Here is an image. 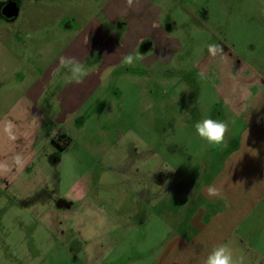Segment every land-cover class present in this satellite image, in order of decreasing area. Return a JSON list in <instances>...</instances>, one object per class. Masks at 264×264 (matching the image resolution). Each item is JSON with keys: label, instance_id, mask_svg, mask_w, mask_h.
<instances>
[{"label": "rangeland", "instance_id": "obj_1", "mask_svg": "<svg viewBox=\"0 0 264 264\" xmlns=\"http://www.w3.org/2000/svg\"><path fill=\"white\" fill-rule=\"evenodd\" d=\"M9 1L19 14L0 16V138L7 139L0 146L14 154L16 182L14 195L0 187V229L8 231L0 236V264H202L219 244L244 264H264V176L251 192L245 178L252 174L238 175L241 207L218 228L212 220L188 228V215L183 223L176 212L184 204L178 191L196 174L211 178L226 159L241 164L229 158L233 142L220 154L194 124L218 119L225 92L264 78V0H145L159 26L174 24L169 42L159 38L163 48L143 63L83 62L89 74L79 84L66 82L60 66L71 28L95 18L116 37L136 24L126 16L136 0H0V11ZM102 7L117 15L101 16ZM212 44L222 52H210ZM106 69L104 80L92 82L90 73L102 77ZM68 90L76 94L60 106ZM27 102L47 114L39 130L17 120ZM67 113L69 141L57 134ZM233 129L237 135L242 126ZM31 141V167L18 173ZM198 150L200 158H189ZM247 196L255 202L243 205ZM199 225L213 238L194 240Z\"/></svg>", "mask_w": 264, "mask_h": 264}, {"label": "crops", "instance_id": "obj_2", "mask_svg": "<svg viewBox=\"0 0 264 264\" xmlns=\"http://www.w3.org/2000/svg\"><path fill=\"white\" fill-rule=\"evenodd\" d=\"M150 6L151 5L146 3L145 0H136L134 11L128 7L126 9V16L129 18L128 23L135 20L136 24L134 23V27L131 28L130 26L123 27L119 30L120 32L116 37L111 36V34L108 33L109 30L105 28V25L96 21L95 18H92L91 21L81 26L72 27L71 29L74 34L67 43L66 50L61 54L62 57L65 54L67 57H74L81 63L93 60L97 61V63L108 65L117 63L118 60H122L126 55L131 54L133 56H142L143 59H140V62L143 63L146 61L145 58L153 56L154 53L156 54L160 46V42H158L159 38L163 39L165 42H169V29L173 30L175 27L171 22L169 25L170 20H167V24L165 25L167 31L163 25L159 26V16L157 15L156 19L153 18V10ZM99 13L101 16H109V18L110 15H117L115 8L109 10L107 7H102ZM161 13L160 11L159 14ZM137 23L142 24V28L145 32L139 30ZM133 30L135 33L132 34ZM161 48H163V45L160 46V49ZM68 49L70 50L67 51ZM103 72L104 71H97L90 73L91 76H93L92 82L95 81V83H97ZM260 78V81L257 83H249L248 85L240 84L242 87L241 89L224 93L226 103L223 108L219 109L218 115L216 116L215 114V117H217L218 120L226 118L225 122L229 124V131L226 134L224 144L218 148V152L221 154L223 150L226 149L227 144L233 142L236 151H232L234 154L229 158H238L241 164L232 162L233 164L227 165L226 161L228 159L220 163L225 158L221 155L214 159L212 163H205V169L208 171H210L213 166L216 167L220 163L217 170L212 169L211 178L204 179L196 174L194 179L190 181L184 189L180 192L178 191V198L184 200L183 207L178 208L176 211L178 212V220H182L184 223V218L188 215V228L193 226L196 222L198 223L199 220L206 222L212 220L213 224L218 228V223L223 218H232L233 211L235 212L238 207H241L238 196V185L234 190V185L240 178L238 175L252 174V176L245 178V190L247 191L253 192V189L262 185V183L257 180L259 177L264 176V78L261 76ZM237 90L241 91L238 92ZM73 91L74 90H68L67 93L69 94L61 98L59 103H57L62 106L63 102L72 98V94H76ZM25 106L26 107L17 109L19 111L16 115L18 118L17 120L27 121L31 126H37V130H39L48 118L47 114L41 113V111L34 108L31 104H28V102ZM49 116L51 115L49 114ZM71 116L69 113L66 114L67 122L64 126L61 125V133L68 135L67 130L69 127V120L72 119ZM229 116H231V118H228ZM54 117L55 120H59L62 124L63 119L60 118L58 113ZM11 120L12 118L10 119V116H8V125ZM240 124L242 126L241 131H238L237 135H233L236 132L233 126H239ZM38 132L34 131L33 134L35 137L39 135ZM1 137L0 145H3V143L7 142V139H5L4 136ZM32 144L33 141H31V146L29 145V150L22 153L23 158L29 159V161H26L25 166L19 169L18 173L25 172L31 167ZM4 147L6 146H0V174L13 172L14 175L15 167L14 163L12 164V161H15L14 154L5 153L3 151ZM224 153L226 152H223V154ZM203 154L204 152H199L198 150V153L189 154V158H191L192 155L200 158ZM222 177L223 181H221ZM14 181L16 182V180ZM209 187L220 189V195L209 196ZM247 198V200H243V205H245V203L248 204L251 202L252 204L255 202L253 198L250 199L248 196ZM172 206L167 205L168 213L173 211L171 208ZM249 212H251V210H249ZM198 228V234L191 236H196L194 240L206 236L205 234L213 238L212 234H214V232L208 227L199 225ZM189 230L191 233H195L194 230Z\"/></svg>", "mask_w": 264, "mask_h": 264}, {"label": "clouds", "instance_id": "obj_3", "mask_svg": "<svg viewBox=\"0 0 264 264\" xmlns=\"http://www.w3.org/2000/svg\"><path fill=\"white\" fill-rule=\"evenodd\" d=\"M133 0H127L129 6ZM222 52L219 45H209V51L215 54L216 50ZM143 59L142 56L131 54L126 55L123 63L132 65L135 60ZM60 66L67 70L64 77L68 83H82L83 79L89 74L88 67L76 60L74 57H60ZM111 72V69H106L105 74L101 77L104 80ZM195 132L199 138L204 140L208 145L220 147L225 142L226 134L229 131V124L225 121L212 118H204L194 124ZM209 196H219L220 189L209 187ZM202 264H244L243 257H235L232 248L227 244H219L212 248Z\"/></svg>", "mask_w": 264, "mask_h": 264}, {"label": "flooded vegetation", "instance_id": "obj_4", "mask_svg": "<svg viewBox=\"0 0 264 264\" xmlns=\"http://www.w3.org/2000/svg\"><path fill=\"white\" fill-rule=\"evenodd\" d=\"M12 3H14L17 7V15L13 16V17H6L3 14L4 8L6 7V5L12 4ZM18 14H19L18 5L13 1H9L1 7L0 16L3 19L11 20V19L16 18L18 16ZM57 134H58V136H60V138H63L65 141L70 140L69 136L61 133V131H59ZM14 185H15V181L13 180V172H7L6 174H0V187L5 188L6 190H9L8 192H11L14 195ZM4 230H5V227H2V229H0V236L1 237H3V236L5 237V235H6L5 233L8 232V231L5 232Z\"/></svg>", "mask_w": 264, "mask_h": 264}, {"label": "water", "instance_id": "obj_5", "mask_svg": "<svg viewBox=\"0 0 264 264\" xmlns=\"http://www.w3.org/2000/svg\"><path fill=\"white\" fill-rule=\"evenodd\" d=\"M3 14L6 17H13L17 15V7L14 3L6 5L4 8Z\"/></svg>", "mask_w": 264, "mask_h": 264}]
</instances>
